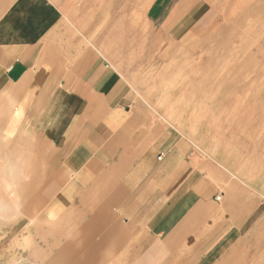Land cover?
Returning a JSON list of instances; mask_svg holds the SVG:
<instances>
[{"label":"crops","instance_id":"1","mask_svg":"<svg viewBox=\"0 0 264 264\" xmlns=\"http://www.w3.org/2000/svg\"><path fill=\"white\" fill-rule=\"evenodd\" d=\"M121 5L0 0V101L16 114L3 126L17 144L31 129V207L58 241L47 264H264V180L182 121L147 116L123 75L137 46Z\"/></svg>","mask_w":264,"mask_h":264},{"label":"rangeland","instance_id":"2","mask_svg":"<svg viewBox=\"0 0 264 264\" xmlns=\"http://www.w3.org/2000/svg\"><path fill=\"white\" fill-rule=\"evenodd\" d=\"M120 2L121 18L131 15L137 37L135 57H130L135 63L122 65L133 72L123 75L131 77L124 78L134 85L147 116L176 126L182 121L187 131L211 142L213 150L232 153L249 181L264 180V0ZM154 11L159 21L150 29L147 20ZM105 67L111 69L106 62ZM2 99L0 202L10 209L0 216V264H47L58 258L46 256L58 241L54 225L39 220L42 209L38 213L31 207L43 179L33 168L31 129L18 128L17 144L14 129L3 126L15 123V102ZM4 136L9 142L2 141Z\"/></svg>","mask_w":264,"mask_h":264},{"label":"bare ground","instance_id":"3","mask_svg":"<svg viewBox=\"0 0 264 264\" xmlns=\"http://www.w3.org/2000/svg\"><path fill=\"white\" fill-rule=\"evenodd\" d=\"M247 1H249V0H247ZM243 3V2H242ZM241 3V4H242ZM248 3V2H247ZM254 4V3H253ZM239 5V4H238ZM244 5H246V3H244ZM241 7H242V5H241ZM245 7V6H244ZM232 10H234V9H232ZM235 11V10H234ZM232 14H234V12L232 13ZM136 19V18H135ZM141 26V25H140ZM145 26V25H144ZM201 26V25H200ZM201 28V27H200ZM137 30H139V29H137ZM200 31H201V29H200ZM143 33V32H142ZM140 38V37H139ZM136 39H137V37H136ZM148 42V41H147ZM134 44V43H133ZM139 44V43H138ZM141 44V43H140ZM130 45V44H129ZM130 48V47H129ZM123 49V48H122ZM124 52H125V50H124ZM180 57V56H179ZM105 58V57H104ZM122 58V57H121ZM123 58H124V56H123ZM126 58H127V56H126ZM120 59V58H119ZM124 61V60H123ZM129 61L127 60V62L125 63V64H127ZM175 62V61H174ZM128 64H130V63H128ZM170 63L168 62V65H169ZM115 65V64H114ZM128 67V66H127ZM124 68V67H123ZM126 68V67H125ZM165 68H167V67H165ZM127 69V68H126ZM114 71V70H113ZM162 71V70H161ZM181 71V70H180ZM123 72V71H122ZM133 72V71H132ZM165 72V71H164ZM179 73V72H178ZM180 74V73H179ZM121 78V77H120ZM177 78V76L175 77V79ZM183 78V77H182ZM173 79V78H172ZM181 79V78H180ZM171 80V79H170ZM174 81V80H173ZM178 82V81H177ZM176 82V83H177ZM179 84V83H178ZM249 85H251V84H249ZM220 86H221V84H220ZM130 88V87H129ZM218 89H219V87H218ZM259 90V89H258ZM134 92V91H133ZM216 93H217V91H216ZM248 93V92H247ZM191 96V95H190ZM248 100V99H247ZM248 103H250V101L248 102ZM198 113V112H197ZM211 113V112H210ZM201 114V113H200ZM199 115V114H198ZM201 116V115H200ZM235 118V117H234ZM174 121H176V120H174ZM202 121V120H201ZM1 137H3V135L1 136ZM10 138H11V135L9 136ZM4 140H2L3 142H5V143H7V142H9V139L7 138V137H5L4 136V138H3ZM227 149H228V147H227ZM6 181V180H5ZM6 183V182H5ZM17 200V199H16ZM1 201V200H0ZM8 209H10L9 208V206L7 205V204H5V203H3V202H0V216H4V215H7L8 214ZM17 210V209H16ZM10 218H12V217H10ZM49 253V252H48ZM44 256V255H43Z\"/></svg>","mask_w":264,"mask_h":264}]
</instances>
